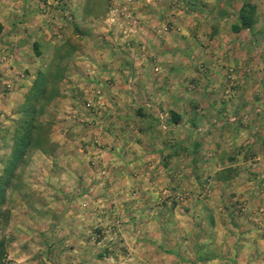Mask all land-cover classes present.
I'll use <instances>...</instances> for the list:
<instances>
[{"label":"crops","instance_id":"1","mask_svg":"<svg viewBox=\"0 0 264 264\" xmlns=\"http://www.w3.org/2000/svg\"><path fill=\"white\" fill-rule=\"evenodd\" d=\"M5 1L0 0V86L8 80L9 59L18 68H32L24 60L30 51H21L24 35L14 31L19 17L3 14ZM189 1L193 14H175L177 30L160 39L151 28L155 14H132L138 20L132 29L143 33L135 37H143L153 54L148 60L124 56L123 45L122 54L98 41L82 46L77 67L83 76L92 75L85 82L101 88L103 104L99 112L83 110L88 86L82 88V81L60 98L61 114L50 131L53 148L43 155L47 168L40 175L53 186H40L48 197L42 204L20 205L30 211L29 220L23 215L16 223L24 230L21 241L30 237L39 251L46 242L54 256L68 245L72 259L95 253L113 264H200L203 250L188 252L185 244L209 242L203 264H235L231 258L264 264V0ZM203 1L207 6L199 5ZM242 2L255 7L247 25L240 24ZM72 16L81 31L104 36L115 18L108 14L92 28L90 14ZM39 35L31 42L37 50ZM0 89L2 109L12 93L23 91ZM157 109L172 111L175 125L158 130L152 122ZM3 115L0 154L10 130L2 128ZM95 137L101 145L93 143ZM174 192L180 200L172 204L165 197ZM201 194L208 195L202 205ZM205 217L212 221L206 232ZM92 241L114 248L107 255L104 247L89 252Z\"/></svg>","mask_w":264,"mask_h":264},{"label":"rangeland","instance_id":"2","mask_svg":"<svg viewBox=\"0 0 264 264\" xmlns=\"http://www.w3.org/2000/svg\"><path fill=\"white\" fill-rule=\"evenodd\" d=\"M23 2L24 3H21V0H6L3 11V14H17L19 17L17 22L20 25L15 28L14 31L17 34L24 35L23 37L25 40L21 44V51H30V57L24 54V60H26L32 68H18L16 62L10 59L7 62L8 69L11 71L8 74L7 82L4 81L0 88L3 87V91H10L22 87L23 91H20V95L16 92L12 93V97H8L7 103H4L7 109L0 108V113L3 112V116L7 119V123H3L2 128L5 126H7L6 129L10 128L7 145L4 148L6 152L0 154V172L10 149L13 120L19 114L18 105L22 101L24 92L29 86L35 71L37 69L44 70L51 68L52 72H55L57 75H52L55 80L52 87V92H54V94L51 95L49 100L43 103L41 111L37 116L39 123L42 125L40 132H43L48 140L46 143L44 142L45 144L43 147L45 150L37 146L29 147L21 161H19L14 168L11 177L7 180L4 187L3 197L0 202V264H113L112 258H102L98 254L95 255V253H91L92 258L90 256L87 259H72L68 257V245H61V247L57 248L58 252L55 256L53 255L52 249L48 250L50 248H48L49 245L46 242L40 244V246H42V251L35 250L36 244L30 243V237L21 241V235L24 234V230L21 226L16 225V223H20L19 217L23 215L29 220L30 211L20 209V205L22 203L30 204L32 202L35 204H42L45 200H48L47 195L41 193L45 188H39L44 185L52 187L53 184L52 181H47L40 175H42V170L47 168L46 158L43 157V155L48 154L53 148V143L50 139V131L52 130L51 124L54 116L57 113L61 114L60 110H58L60 98L63 97L64 93H67L69 88H71V90L79 88L80 81L83 82L82 88H85L84 84L87 85L85 81H91L93 78L92 75L86 77L80 74V70L77 67V62L81 59V48L86 45L85 42L91 44L98 41V43H103L105 47H108L117 54H122L126 51L127 53L124 54L126 57H131L132 55L140 60H148L149 57L152 58L153 54L149 53L148 44L143 37H135V32L140 35L143 33L141 30L137 29V31H135L132 29L133 23L138 21L132 19V14H155L156 20L155 23L151 25V28L155 36L160 39L162 36L177 30V25L174 23L175 14L192 13L191 2L189 0H23ZM199 5L207 6L204 1L203 3H199ZM72 14H90L86 22L88 23L87 25L92 28H98L102 24L104 17L106 18L108 14H115V18L109 21L106 29L107 34L104 36V34L100 35L102 33L98 34V32L90 28L87 31H81L79 25H73L74 19ZM139 16H141L140 18L143 20V15ZM13 19L16 22V18L14 17ZM31 26L33 29L25 31L26 27ZM36 26L40 27L38 33L34 34L32 32ZM14 27L16 26H13V29ZM40 33L39 49L37 50L31 47V42H33L35 40L34 38ZM120 45H123L125 51L119 49L118 46ZM35 50L37 52H35ZM10 56L11 53L8 57L10 58ZM19 60H23V58ZM152 68L153 72L157 70L156 65H152ZM130 75L131 74L126 75L125 81L127 83H131L130 81L133 79V76ZM87 86V92L97 88L91 84ZM98 89L101 90L99 87ZM225 117L228 119L229 116L226 115ZM155 118L156 121L152 120V122L158 130H167L175 125V122L171 121L172 114L169 110L157 109ZM161 124H164V126L162 127ZM204 126V129L208 127L207 121ZM95 138L97 142L93 139V143L95 145H101V141L98 137ZM158 163H161L160 160H158ZM165 165H167L169 169L173 168L172 171H175L174 165H170L167 161H162L161 166L163 167ZM171 179L172 178L167 179L168 182L171 181ZM170 186L175 189L173 185ZM17 188L19 191L16 190ZM21 189L25 192L24 195L21 194ZM176 191L181 192L180 189H176L175 192ZM16 192H19V194H16ZM175 192L165 197H168L172 204L176 203L177 199L180 200V194ZM184 195V197H188L187 194ZM200 198L199 203L202 205L203 202L208 199V195L201 194ZM237 208H239V206H237ZM19 209L20 212H18ZM203 221V230L206 232L207 229H211L209 225L212 221L207 217H205ZM198 223H202V220L198 219ZM92 233L96 235V232L93 231ZM86 245L89 252H95L98 251L99 248L104 247L102 250L106 253L105 255H107L108 252H112L114 248L111 242L103 247L95 241ZM210 245L213 244L209 242H199L197 245L188 243L185 244L184 250L190 252L194 250L195 247L197 250L199 248V251L203 250L202 252L204 253L200 252L201 255L197 257L198 262L203 264L206 256L205 254L208 252V249H210ZM231 259V261H237L235 264H238V259ZM232 264H234V262H232Z\"/></svg>","mask_w":264,"mask_h":264},{"label":"trees","instance_id":"3","mask_svg":"<svg viewBox=\"0 0 264 264\" xmlns=\"http://www.w3.org/2000/svg\"><path fill=\"white\" fill-rule=\"evenodd\" d=\"M254 9V4L250 2L241 3L238 8L241 25L250 23V14H253ZM52 75L57 74L52 72L51 68L37 69L24 92L22 101L18 105L19 114L13 120L10 149L0 172V202L7 180L11 177L14 168L21 161L26 150L31 146H37L45 150L43 146L48 140L43 132H40L42 125L39 123L37 116L43 103L54 94L52 87L55 80ZM170 113L173 114L172 111ZM172 119L176 121V118L172 117Z\"/></svg>","mask_w":264,"mask_h":264},{"label":"built area","instance_id":"4","mask_svg":"<svg viewBox=\"0 0 264 264\" xmlns=\"http://www.w3.org/2000/svg\"><path fill=\"white\" fill-rule=\"evenodd\" d=\"M102 104L103 101L100 96V90L98 88H94L91 91L87 92L86 96L82 100L81 107L89 114H92L94 112H99L100 106ZM161 126L163 127L164 124H161ZM94 141L97 142V139L94 138ZM102 172H103V168H101V173Z\"/></svg>","mask_w":264,"mask_h":264}]
</instances>
